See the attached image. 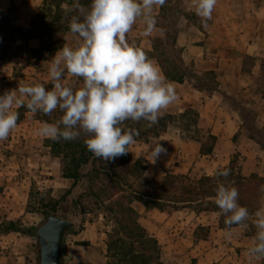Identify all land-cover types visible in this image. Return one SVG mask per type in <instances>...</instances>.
Returning a JSON list of instances; mask_svg holds the SVG:
<instances>
[{
	"label": "rangeland",
	"instance_id": "1",
	"mask_svg": "<svg viewBox=\"0 0 264 264\" xmlns=\"http://www.w3.org/2000/svg\"><path fill=\"white\" fill-rule=\"evenodd\" d=\"M42 1L12 0L8 9H15L17 23L26 27L27 21L38 12ZM34 10H36L35 15L32 13ZM198 24L204 31L198 33V28L192 27L186 37L189 42L196 41L201 46L205 41L212 40V33L209 31L207 22ZM261 27L260 36L264 35V26ZM250 34L249 32L248 35ZM133 37L140 43H145L143 38ZM74 41V35L68 32L65 44L71 45ZM224 42L220 48H210L213 53L218 55L217 62L222 68L216 69L217 74L214 79L211 74L203 75L206 77V81L210 82V86H207L204 91L210 96L217 94L218 97L213 99L225 101L235 111L237 119L240 121V134H243V138H240L239 133L235 134L233 140L236 146L231 150L230 156L231 159L236 160L237 170L242 173L257 172L264 178V54L248 56L242 50L236 49L231 43L233 41ZM29 44L31 47H38L40 40L33 39ZM52 57L47 60L35 59L21 51L11 54L7 59L0 57V95L6 90L17 89L20 80L30 85L40 83L46 89H50L52 83L48 79L46 61L51 60ZM185 65L193 72L198 69L194 67L195 65L193 67ZM219 75L226 81L228 80V85L233 86L232 92L227 93V89L223 91L222 88H219V84L223 81L222 79L218 80ZM64 80L67 84L82 83L79 78L67 72H65ZM198 82V80L194 81L193 84ZM218 91H223V95L217 93ZM14 108L19 114V121L28 112L23 113L26 109V106L23 105L14 106ZM30 113L40 122H45L37 118L36 113ZM193 118L194 115L190 114L187 121H191ZM180 120L185 123L175 113L173 125H177ZM37 124L34 120L30 123L33 128L32 132L25 137L18 136L17 131H11L6 140L0 141V222L7 223L14 220L19 221L24 227H38L46 220L45 208L41 204L42 198H46L47 201L50 198L60 199L61 203L54 215L70 220L73 225H76L65 234L62 264H107V231L112 230L114 223L106 215L107 212L102 211L93 200H85L82 205H77L74 204L71 196H64L71 186L72 180L61 175V160L51 153L50 147L45 142L46 137L38 133L39 121ZM24 126L23 124L18 128L22 130ZM184 129L186 131H182L181 134L186 138L194 133L195 137L199 138L201 133H206L202 130V126H199L198 129L195 124L189 128L184 127ZM195 129L200 130V133L194 132ZM35 158L37 159L34 160ZM216 158L217 156L211 153L205 159L207 161ZM196 160L200 162L199 158ZM197 162L193 166L195 169L186 173L192 180H197L204 174L201 171V167L204 165H199ZM168 173L171 172L149 179L158 183ZM134 206L139 211L141 223L149 233L155 237H157L155 235L157 232L160 233V238L157 239L162 248V259L168 264L189 263L193 258L190 253L193 246H196V249L199 247L201 250V256L206 262L204 264L262 263V258L257 259L249 255V249L252 247L256 234L254 229L255 214L250 216L254 227L245 224L223 229L218 223L219 213L217 212H196L191 207L177 210L168 207L162 213L158 209H146L138 201L134 202ZM262 206H264V194L260 208ZM172 215L174 216L172 217ZM181 216H186L188 219L191 217L188 226L189 232L183 234L179 229L175 232L168 227L166 232L169 234L171 232L173 235L169 242H165L162 232L156 231L158 226L175 218L179 219ZM201 223H204L205 226ZM0 239V264L40 263V244L36 236L13 231L9 236Z\"/></svg>",
	"mask_w": 264,
	"mask_h": 264
},
{
	"label": "trees",
	"instance_id": "2",
	"mask_svg": "<svg viewBox=\"0 0 264 264\" xmlns=\"http://www.w3.org/2000/svg\"><path fill=\"white\" fill-rule=\"evenodd\" d=\"M175 1L179 0H166L169 4ZM81 3L88 5L90 0H81ZM171 11H175L172 6L164 8V20H174ZM74 15H76L74 0H43L36 15L27 21L26 27H23L17 23L15 9L0 10V57L7 59L11 54L21 51L35 59H49L65 45L66 34L70 32L69 23ZM185 15L190 20L192 18L202 20L196 13L187 12ZM175 37L172 31L165 39L154 38L152 50L144 49L136 38L127 39L140 47L150 59H158L166 78L178 82H183L186 78L192 82L198 80L199 82L194 86L200 90L210 86V82L206 81L203 75L211 74L214 79L216 72L190 71L182 61V49L176 47ZM33 39L40 40L38 47L30 46L29 42ZM25 111L29 110L26 108L23 113ZM36 114L37 118L43 121L55 123L63 115L59 110L53 111L50 115L42 112ZM190 114L194 115V118L187 121ZM180 118L186 123L184 127L189 128L197 124L198 115L195 110L187 109ZM173 122L174 115L165 113L159 115L155 124L150 125L145 120L139 122L128 120L124 122L122 128L132 129L138 133L134 136V141L146 140L150 135H157L167 130ZM85 138L82 133L73 140L46 138L45 142L50 147L51 153L61 160V175L72 180L64 196H71L74 204L77 205H82L85 200H93L113 221L112 230L107 231V264H168L162 259L159 240L141 223L139 211L134 206L135 201L142 203L146 209L160 211L168 207L175 210L191 207L196 212H217L220 227L230 229L239 225L227 226L225 224L227 216L220 212L214 202L217 186L225 183L238 190V203L249 211L248 219L240 225L253 226L250 216L260 209L264 194V178L257 172L244 175L237 170L234 158L213 175L205 174L197 180H192L187 174L168 173L160 182L154 183L145 174L144 159L133 157L129 151L130 145L127 154L113 161H105L88 151L84 144ZM215 140L216 137L210 135L207 143L202 144V153L212 152ZM225 169L229 171V176L226 178L219 176L218 173ZM41 202L47 219L58 210L61 200L50 198L47 201L46 198H42ZM75 226L72 224L67 232ZM37 228V226L24 227L19 221L14 220L7 223L0 222V233L17 231L38 238ZM254 229L256 233V227ZM179 264L198 263L192 258L189 263ZM261 264H264V258Z\"/></svg>",
	"mask_w": 264,
	"mask_h": 264
},
{
	"label": "clouds",
	"instance_id": "3",
	"mask_svg": "<svg viewBox=\"0 0 264 264\" xmlns=\"http://www.w3.org/2000/svg\"><path fill=\"white\" fill-rule=\"evenodd\" d=\"M166 0H90L83 5L74 0V15L69 30L73 44L60 47L48 64L50 89L43 84L23 80L18 88L0 95V141L17 127L19 118L14 106H26L32 112L63 115L56 123L42 122L38 133L52 140H73L83 133L84 144L94 156L113 161L127 154L128 146L138 135L123 129L125 121H158L159 115L177 98L172 83L159 66L127 34L137 20L145 25L146 35L156 26L154 11ZM217 0H192L202 21L212 19ZM65 72L82 83H65ZM167 149L160 141L149 142L148 154L155 162ZM219 176L228 177L227 169ZM238 190L220 183L214 202L227 216V226L240 225L249 217L246 207L238 203ZM256 234L249 255L264 258V206L255 212Z\"/></svg>",
	"mask_w": 264,
	"mask_h": 264
},
{
	"label": "crops",
	"instance_id": "4",
	"mask_svg": "<svg viewBox=\"0 0 264 264\" xmlns=\"http://www.w3.org/2000/svg\"><path fill=\"white\" fill-rule=\"evenodd\" d=\"M11 2L12 0H0V10L8 9ZM168 6H172L175 9L174 12L171 11L174 17L173 21L170 19L171 22L163 18L164 8ZM35 11L32 12L34 15ZM187 12L195 13L192 0H179L170 4L166 2L162 7H158L154 11L157 23L151 34L146 35L144 32L145 25L141 20H137L132 30L127 34V38H132L133 36L143 38L145 43H140L137 39L140 45L144 49L152 50V40L154 38L160 37L165 39L168 33L173 31L176 35V47L182 49L181 58L183 62L185 61L184 64L192 67L195 65L194 67L198 68L196 71L207 72L212 70L216 74V69L219 70L222 67L218 65V55L215 52L213 53L210 48H220L221 45H224V41H233L231 43L235 48L242 50L246 55L264 54V50H262L264 47V35L260 36L262 32L260 28L264 26V0H217L212 19L206 21L209 24V31L212 33V40L205 41L201 46L196 41L189 42L186 35H188V31L192 27L198 28V33L204 31L200 24H198L200 22L204 23V21L200 20L198 22V20L193 18L190 20L185 15ZM249 32L251 33L250 35H248ZM241 41L243 43H240ZM153 61L159 66L160 71L165 76L158 59H153ZM221 79L223 81L219 84V88H222L223 91L227 89V93L232 92L233 86L227 84L228 80L226 81L219 75L218 80ZM166 80L173 84L177 98L161 114L169 113L175 115L176 113L180 116L187 109H193L198 115L195 126L198 129L199 126H202V130L206 133H201L199 138L195 137V133L193 135L190 134L187 138L183 137L181 133L185 130L184 126L186 123L180 120L177 125H173L172 123L167 130L161 131L157 135H150L146 140L134 141L130 145L129 151L133 157H142L144 159L146 165L145 174L148 178L158 177L167 172L186 174L195 169L193 166L197 162L196 158L200 159V162H197L199 165H204V167H201V171L204 173L202 175H213L215 169L217 171L219 168L228 165L232 160L230 158L231 150L236 146L233 137L237 133L240 134V121L237 119L235 111L225 101L213 99L214 97H218L217 94H212L211 96L206 94L205 89L200 90L196 88L189 78H186L183 82L173 81L168 78ZM223 91H218L217 93L223 95ZM30 114V111L26 112L24 117L19 121V124H17V127L13 130L14 132L17 131L16 134L18 136L23 135L25 137L31 134L33 128L31 127L32 125L30 126V123L33 120L36 124L39 121L41 126L42 122ZM23 124L25 126L22 130L18 128V126ZM194 132L200 133V130L195 129ZM210 135L216 137L214 148L210 153H202V144L207 143ZM240 138H243L242 133L240 134ZM155 141H160L162 146L167 149V152L166 154H161L154 162L148 154V144ZM211 153L216 155L217 158L206 161V156ZM250 173L252 172H244L243 174L249 175ZM160 212L163 213V211ZM190 219L191 217L188 219L186 216H181L179 219L175 218L158 226L156 231L162 232L165 242H169L173 234L171 235V232L170 234L167 233V228L170 227L175 232L179 229L180 232L185 234V232H189ZM201 224L205 226L204 223ZM198 225L200 226V224ZM11 233L13 232H8L6 235L0 234V238L9 236ZM155 235L157 238H160V233L157 232ZM182 248H185V246H182ZM190 253L198 261V264L206 263L203 260L204 257L201 256L202 252L199 247L197 249L196 246L191 247Z\"/></svg>",
	"mask_w": 264,
	"mask_h": 264
},
{
	"label": "water",
	"instance_id": "5",
	"mask_svg": "<svg viewBox=\"0 0 264 264\" xmlns=\"http://www.w3.org/2000/svg\"><path fill=\"white\" fill-rule=\"evenodd\" d=\"M72 224V221L52 214L38 226L39 264H62L63 241L68 227Z\"/></svg>",
	"mask_w": 264,
	"mask_h": 264
}]
</instances>
